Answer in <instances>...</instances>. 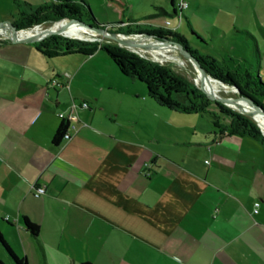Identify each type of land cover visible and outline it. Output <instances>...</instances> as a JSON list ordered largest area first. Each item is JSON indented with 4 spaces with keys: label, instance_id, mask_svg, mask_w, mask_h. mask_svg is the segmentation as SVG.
Wrapping results in <instances>:
<instances>
[{
    "label": "crops",
    "instance_id": "0c3cea01",
    "mask_svg": "<svg viewBox=\"0 0 264 264\" xmlns=\"http://www.w3.org/2000/svg\"><path fill=\"white\" fill-rule=\"evenodd\" d=\"M151 2L149 15L174 13L172 0ZM101 58L111 59L0 43V232L14 252L29 264H264V145L219 137L212 120L202 129L196 115H207L162 106L131 77L137 87L121 85ZM73 102L77 129L57 145ZM3 262L14 264L0 241Z\"/></svg>",
    "mask_w": 264,
    "mask_h": 264
},
{
    "label": "rangeland",
    "instance_id": "374dc122",
    "mask_svg": "<svg viewBox=\"0 0 264 264\" xmlns=\"http://www.w3.org/2000/svg\"><path fill=\"white\" fill-rule=\"evenodd\" d=\"M151 1L152 0H130L128 2V0H126L127 8L125 10V19L127 20L129 17H134L135 19H137L149 15L152 9ZM187 1L188 5L183 8V17L181 18V20L179 16L172 15V17H167L162 15L154 18V22L156 24L165 25L167 18L171 19V28L162 27L165 32L170 30L176 31L182 34L183 36L187 37L190 49L197 50L198 54L204 59H206V56H212L216 58L222 65L231 69V74H234L235 69L241 71L246 67L258 72L260 71V75L262 76V79L264 81V0ZM89 2L90 8L99 23H113L114 21H116V19L119 18V11L109 6L105 0H89ZM21 9L22 7L15 3L14 0H0V22L6 23L18 19L20 17L19 12ZM22 11L24 10L22 9ZM64 19L72 23H77L72 20L73 18L71 17H60L58 19L50 18L42 23H38L32 27L25 28L18 34H28L30 29L45 31L51 26L52 28H57L59 26H62L63 23H65L57 21ZM74 19H76L81 24L84 23V21H82L80 18ZM153 20L150 19V21ZM142 22L145 21L142 20ZM90 23L93 24V20H91ZM181 24L182 27L177 28L178 25ZM119 27L127 26L123 24L119 25L116 28L109 27L107 29L109 31H116L125 34H134L142 32V36H134V38H136L137 41H147L144 44H147L149 48L140 49L136 46L126 43L125 41L117 40L105 32L98 31L95 29H84L92 36L90 39H82L83 37L69 36L63 32L56 33L53 35L63 36L64 38L69 39H80L93 43L98 42L99 48L101 44H115L127 51L135 53L140 58H146L151 61L158 62L162 65H169V67L174 69L175 72L189 77L198 87L201 88L202 85H205V87L213 93L222 94L223 96L235 99L242 105V108L238 109L233 108L231 106L230 107L238 112L247 114L252 117L257 122V125L259 126L262 134L264 135V98L261 100L250 90L244 88L243 85L240 83L227 82L213 75L201 63L200 64L204 67V70L207 72L208 75L203 74V76H199L201 78V80H199L197 74L195 80V77L187 70V68L192 69L193 71L195 70L192 62L189 60L188 57H186V55L182 51L178 50L174 45L166 43L176 42L174 39H172L171 36L166 33H163V35L159 37L155 34L152 36V29L154 28H147L143 26L142 28H147L149 30L138 31L140 30V27L135 26L132 27V29L138 32L132 31L131 33H129L128 31L123 32L121 29H119ZM192 27L195 28V34L193 33ZM172 28H176V30H173ZM197 34L201 35L204 38L202 39L198 37ZM5 39L6 38H4V36L0 34V40ZM167 45L174 46L175 52L184 58V62H181L180 64L175 59L165 60L159 58V55L163 51V48ZM189 47H187L188 50H190ZM97 51H101V54L107 55L105 51L100 49L95 50L94 52ZM193 56L198 59L194 54ZM74 58L75 57H70V59H66L63 57H59L57 60L58 63H66L68 64L70 69H73L75 68ZM110 60H106L105 62H103L102 58L98 59L97 68L112 70L111 74H120V77L117 79H119L121 85L136 86L132 82V79L130 77H124L120 73L121 70L119 66L112 59ZM208 66L210 68H213L210 63L208 64ZM210 78L218 81L220 86L218 88H214L210 84H208L207 82ZM195 81H197L198 84ZM141 84H143V86L147 89V85L145 83L141 82ZM222 87H225V89ZM140 99H142V97ZM196 116L197 118L205 122V126H203L202 129L206 128V125L209 124L208 122H210L209 120H211V117L208 115L207 118L201 117L200 115ZM259 123L261 126L259 125Z\"/></svg>",
    "mask_w": 264,
    "mask_h": 264
},
{
    "label": "trees",
    "instance_id": "16d2710c",
    "mask_svg": "<svg viewBox=\"0 0 264 264\" xmlns=\"http://www.w3.org/2000/svg\"><path fill=\"white\" fill-rule=\"evenodd\" d=\"M55 1H48L43 5L34 6L25 1L15 0L24 11L21 9L19 12L20 17L9 23V25L15 29H25L32 27L35 24L42 23L50 18L58 19L60 17H71L80 18L86 23H90L91 20H93L94 25L104 28L118 27L115 22L99 23L90 8L88 0H79V2L78 0ZM172 1L174 3V13L168 12L163 7H156V13L150 14L143 19L164 14L176 15L178 7H175L176 0ZM107 3L120 12L121 19L119 23H122L125 17L127 2L125 0H107ZM143 19L133 21L138 22ZM57 22L69 21L64 19ZM138 27H140V30L138 31L149 30L147 28H142L141 25ZM153 28L152 33L156 36L161 37L163 33H166L181 46L185 48L189 47L187 38L182 34L171 30L165 32L162 27ZM119 29L123 32L128 31L129 33L132 31L138 32L133 30L130 26L119 27ZM192 30L195 34L196 32L194 29ZM197 35L203 39L201 35ZM6 41V39L0 40V43ZM34 44L38 49L50 56L74 52L91 54L95 50H103L119 66L123 74L145 83L150 98L158 102L160 105L185 114L199 113L210 116L219 137L234 134L248 135L257 139L264 145V135L257 125V122L252 117L238 112L225 103L213 98L203 89L198 87L189 77L175 72V70L169 67V65H162L146 58H140L135 53L110 43L101 44L99 48L98 42L93 43L80 39H69L64 38L63 36L50 35L41 40L35 41ZM189 51H191L199 59L200 63L213 75L227 82L240 83L244 88L250 90L261 100L264 98V81L260 75V71L258 72L246 67L241 71L235 69L234 74H231V69L222 65L216 58L206 56V59H204L198 54L197 50L190 49ZM209 63L213 68L208 66ZM68 127L69 122L63 120L53 137L55 144L58 145L62 142ZM25 225L34 235L39 233V225L30 218L25 217ZM0 241L14 264H29L26 258H21L14 252L9 243L4 239L1 232ZM2 264L6 263L3 262ZM84 264L90 263L85 262Z\"/></svg>",
    "mask_w": 264,
    "mask_h": 264
},
{
    "label": "water",
    "instance_id": "95a60500",
    "mask_svg": "<svg viewBox=\"0 0 264 264\" xmlns=\"http://www.w3.org/2000/svg\"><path fill=\"white\" fill-rule=\"evenodd\" d=\"M72 20H74L78 24H81L74 18ZM115 23H116V26L121 25V23H119V22H115ZM82 25H85L89 29H95L98 31L105 32L117 40L125 41L126 43H129L130 45L136 46L140 49L149 48L147 46V44L141 43V42L137 41L136 38H134V36H142L143 35L142 32L134 33V34H125V33H120V32H116V31H114V32L109 31L107 28H104V27L102 28L101 26H95L91 23L84 22ZM0 27L3 29L4 38L9 39V40L14 41V42H35V41L41 40L47 36H50V35H53L56 33H62L61 31L54 29L51 26V27L47 28L48 29L47 32H44L42 34L31 35V36H27V37H21L18 35V33L24 29H15L11 25L4 23V22H0ZM153 35L154 34H152V36ZM166 43H168V44L170 43V44L174 45L178 50L182 51L186 55V57L189 58V60L193 64L195 70L193 71L192 69H189V68H187V70L195 77V80H196V75L199 74L200 72H202L204 75H208L207 72L204 70V67L200 64L199 60L196 59L193 56V54L191 52H189V50L187 48L181 46L180 44H178L176 42H166ZM195 82L197 83V81H195ZM201 88L206 93H208L210 96H212L213 98L225 103L228 106H231L233 108H238V109L242 108V105L231 97H226V96H223L222 94L210 92L205 87V85H202ZM259 125H260V123H259Z\"/></svg>",
    "mask_w": 264,
    "mask_h": 264
},
{
    "label": "bare ground",
    "instance_id": "6f19581e",
    "mask_svg": "<svg viewBox=\"0 0 264 264\" xmlns=\"http://www.w3.org/2000/svg\"><path fill=\"white\" fill-rule=\"evenodd\" d=\"M54 29H57V30L65 33L66 35H69V36L83 37L82 39H90L92 37L86 30H84V29H89V28H87L85 25H82V24H72L71 22H65V23H63L62 26H59V27L54 28ZM47 31H48V29L45 31L44 30H37V29H30L28 34H18V35L21 37H27V36H31V35L42 34V33L47 32ZM94 32H97V31H94ZM0 34L4 36V32H3L2 28H0ZM84 37H86V38H84ZM139 42L146 43L147 41L141 40ZM159 58L165 59V60L175 59L180 64H181V62H184V58L181 57L178 53H176L174 46H171V45H167L163 48V51L159 55ZM199 76L200 77L203 76V73L200 72L197 75L198 79L201 80V78ZM208 80L209 81L207 83L210 84L212 87L218 88L220 86L218 81L213 80L212 78H210ZM222 88L225 89V87H222ZM263 129H264V126H263Z\"/></svg>",
    "mask_w": 264,
    "mask_h": 264
},
{
    "label": "built area",
    "instance_id": "2783aa9c",
    "mask_svg": "<svg viewBox=\"0 0 264 264\" xmlns=\"http://www.w3.org/2000/svg\"><path fill=\"white\" fill-rule=\"evenodd\" d=\"M177 14L176 16H179L180 20L183 17L182 11L183 8H185L188 5V1L187 0H178L177 2ZM180 11V12H179ZM172 25L171 20H167L166 24L163 26L164 28H171L170 26ZM173 30H176V28H172ZM70 76V75H69ZM54 83H57L56 80H53ZM84 107H88L89 103L87 101L82 102L81 104ZM78 104L73 102L72 103V111L69 114H65L64 112H60L59 116L64 120V121H68L69 122V127L67 129V131L64 134V139H68L71 138L72 134H71V130H76L77 129V125L75 123H72L73 120H77L78 116L76 114V110H77ZM32 190L34 192L35 196H41L42 194H44L46 192V188L43 185H32ZM259 205L260 202H255V207H254V211L258 212L259 211Z\"/></svg>",
    "mask_w": 264,
    "mask_h": 264
}]
</instances>
